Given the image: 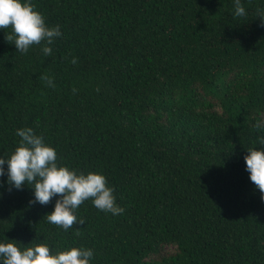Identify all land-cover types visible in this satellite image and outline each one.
<instances>
[{
  "label": "trees",
  "instance_id": "trees-1",
  "mask_svg": "<svg viewBox=\"0 0 264 264\" xmlns=\"http://www.w3.org/2000/svg\"><path fill=\"white\" fill-rule=\"evenodd\" d=\"M61 36L17 51L0 29V157L30 127L58 166L96 172L121 214L86 200L68 230L0 176V243L90 264H264V194L247 149H264V0H31ZM73 59L76 63H72ZM52 81L49 85L42 76ZM174 246V251H166Z\"/></svg>",
  "mask_w": 264,
  "mask_h": 264
},
{
  "label": "clouds",
  "instance_id": "clouds-1",
  "mask_svg": "<svg viewBox=\"0 0 264 264\" xmlns=\"http://www.w3.org/2000/svg\"><path fill=\"white\" fill-rule=\"evenodd\" d=\"M236 17L245 16L246 10L241 0H234ZM257 17L264 27V10H257ZM11 29L5 39L14 43L17 51L27 53L33 45L44 44V55H50V45L61 36L59 26L48 27L44 16L37 10L31 0H0V29ZM72 63H76L73 59ZM41 79L49 85L52 81L44 75ZM262 125L257 122L256 127ZM19 145L9 158L0 157V176L5 174L11 187L17 190L24 184L34 188L31 203L47 205L54 196V210L46 215L47 221L57 227L68 230L74 224H83L75 211L86 200L101 211L121 214L124 209L116 204L114 189L107 184V178L96 172H77L66 166H58L55 148L44 142L43 136L36 135L30 127L17 129ZM264 145V137L258 141ZM244 157L250 180L264 194V149H247ZM264 198V196H262ZM93 251L88 248L72 247L53 254L46 244H36L23 250L15 242L0 243V264H90Z\"/></svg>",
  "mask_w": 264,
  "mask_h": 264
},
{
  "label": "rangeland",
  "instance_id": "rangeland-1",
  "mask_svg": "<svg viewBox=\"0 0 264 264\" xmlns=\"http://www.w3.org/2000/svg\"><path fill=\"white\" fill-rule=\"evenodd\" d=\"M165 249H166V251H174L175 247L174 246H167Z\"/></svg>",
  "mask_w": 264,
  "mask_h": 264
}]
</instances>
